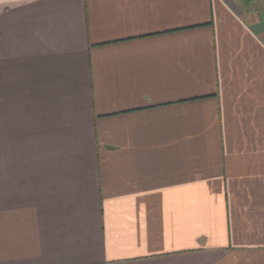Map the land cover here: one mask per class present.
<instances>
[{
    "label": "crops",
    "instance_id": "obj_1",
    "mask_svg": "<svg viewBox=\"0 0 264 264\" xmlns=\"http://www.w3.org/2000/svg\"><path fill=\"white\" fill-rule=\"evenodd\" d=\"M0 264H264V0H0Z\"/></svg>",
    "mask_w": 264,
    "mask_h": 264
}]
</instances>
